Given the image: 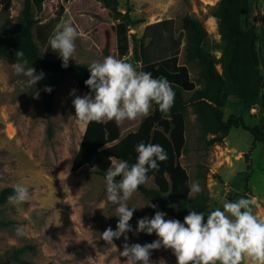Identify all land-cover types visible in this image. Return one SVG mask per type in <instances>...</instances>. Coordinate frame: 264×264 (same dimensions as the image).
Returning <instances> with one entry per match:
<instances>
[{
	"label": "rangeland",
	"instance_id": "374dc122",
	"mask_svg": "<svg viewBox=\"0 0 264 264\" xmlns=\"http://www.w3.org/2000/svg\"><path fill=\"white\" fill-rule=\"evenodd\" d=\"M22 1H13L10 13L13 21L19 17ZM80 1L87 3L84 0H51L44 3L40 14L34 16L41 37L36 38L35 32L34 42L45 59L50 60L44 55L43 39L48 36L44 24L49 23V28L54 31L61 20L69 17L80 35L75 41L76 51L68 64L90 65L102 61L115 49L114 25L117 21L110 11L95 0V11H73V5ZM218 2L119 0L118 9L122 14L129 10L132 20L143 21L130 27L129 33L137 36L144 25L163 19H174L178 34L181 19L189 16L201 23L207 33L204 50L218 58L225 46L217 32L216 20L211 16ZM60 7L63 11L58 18ZM76 17L83 18L81 24L78 25ZM86 18L92 20L93 24L85 28ZM263 19L264 0H249V11L243 18V25L255 29L260 37V45L264 35ZM184 45L182 40L178 63L187 66L191 80L196 81L198 68L185 60ZM129 47V54L124 59L138 68L132 59L131 41ZM17 62L0 58V191L24 182L29 186L30 199L22 204L8 201L0 205V221L6 223L0 228V263L123 264L124 258L119 252L123 250L124 243H151L157 237L155 233L147 235L135 232L139 218L132 224L133 231L126 234L127 241L123 236L113 240L114 248L102 236L109 227L115 230L118 222L115 206L106 200L105 180L86 167L71 171L72 160L86 128V124L75 116L73 100L76 96L89 94L90 89L85 81L90 73L81 77L67 75L59 80L52 100V113L47 118L44 89L51 79L44 75L34 88L25 77L15 73L13 65ZM32 67L40 73L36 67ZM184 97L188 98L189 94ZM262 114L259 95L248 107L241 105L233 96L229 97L223 109L224 120L234 115L241 117L250 127L259 123ZM140 120L138 118L125 131H121L115 121L104 120V129L116 143L128 132H135ZM184 123L185 147L179 163L186 170L190 184L199 181L202 187L201 193H190L188 198L205 200L207 216L217 207L222 209L225 201L257 197L254 209L264 215V144L253 146L248 132L231 129L222 144L206 147L190 107L186 110ZM142 187L154 188L155 185L149 179ZM127 203L140 212L146 211L151 204L139 192ZM147 217L151 218L150 215ZM165 219L170 218L165 216ZM18 229L21 230L20 234ZM22 247L27 250L17 259L14 258L13 251ZM150 259L154 264H176L171 250L164 247L153 250ZM240 264L256 262L245 254Z\"/></svg>",
	"mask_w": 264,
	"mask_h": 264
},
{
	"label": "trees",
	"instance_id": "16d2710c",
	"mask_svg": "<svg viewBox=\"0 0 264 264\" xmlns=\"http://www.w3.org/2000/svg\"><path fill=\"white\" fill-rule=\"evenodd\" d=\"M13 1L0 0V58L16 61L27 59L29 65L36 67L51 79L45 88L51 87L52 91H45L44 96L46 117L49 118L59 80L67 75L81 77L88 74L89 65L68 64L66 68L62 66L58 52H54L48 46V39L53 33L48 26L49 23L44 24L48 36L43 39V43L44 55L50 60L45 59L40 53L34 42L35 32L36 38H41L34 16L40 14L44 3L51 0H23L16 21H13L10 15ZM84 1L87 3L80 1L73 5V11H95L93 0ZM95 1L109 10L117 21L114 25L115 49L111 55L119 58L128 56L131 41L132 59L138 65V69L151 72L154 78L166 77L174 88L175 101L167 115L157 106H153L150 114L141 118L137 130L128 132L116 143H113L106 134L104 120L88 123L72 160L71 171L86 167L93 169L104 179L106 170L111 166L110 157L115 156L133 164L137 157L135 149L140 142L160 144L167 152L168 158L158 162V171L151 170L148 173L155 187L140 186L137 191L155 208L150 207L143 212L134 211L129 223L132 225L143 216L152 217L157 210L164 212L170 219L181 222L191 210L204 212L206 216L205 200L188 198L189 176L179 163V157L185 147L184 121L187 108H192L206 147L222 144L231 129L248 132L252 137L253 146L257 143L264 144V35L263 43L260 45V37L255 29L243 25V18L249 11V0H219L211 12V16L216 20L217 32L225 44L218 58L204 50L207 33L201 23L189 16L181 19L178 34L175 31L174 19H163L144 25L137 36L129 33L130 27L142 24L143 21L132 20L129 10L122 14L118 9L119 0ZM62 11L60 7L58 18ZM76 21L79 25L83 18L76 17ZM84 21L85 28L93 24L89 18ZM182 40L185 43V60L197 65L196 81L191 80L187 66L178 63ZM17 51L24 53L23 58L16 55ZM185 94H189V97L185 98ZM257 95L260 96V107L263 111L257 125L247 126L241 117L234 115L223 119V109L229 97L233 96L241 105L248 107ZM136 121L137 119L126 120L116 124L121 131H125ZM119 179L120 177H117V180ZM12 194L13 188L1 190L0 205L7 203ZM5 225L6 223L0 221V228ZM26 250L25 247L15 249L13 257L17 259Z\"/></svg>",
	"mask_w": 264,
	"mask_h": 264
},
{
	"label": "clouds",
	"instance_id": "9594fccd",
	"mask_svg": "<svg viewBox=\"0 0 264 264\" xmlns=\"http://www.w3.org/2000/svg\"><path fill=\"white\" fill-rule=\"evenodd\" d=\"M79 35L69 17L56 25L48 39V46L58 52L65 68L76 51L75 41ZM16 55L23 58L24 53L17 51ZM13 68L34 88L44 78V73H37L35 68L29 66L27 59H21ZM88 70L90 75L85 85L90 89V94L76 96L73 100L75 116L84 124L103 120L122 123L143 118L150 114L153 106L167 115L174 105L175 91L166 77L154 78L151 72L139 70L124 58L109 55L102 61L91 63ZM44 90L52 91L51 87ZM135 151L137 157L133 164L115 156L110 157L111 166L104 176L106 200L115 206L118 222L115 230L109 227L102 236L114 248V239L123 236L127 241L126 234L133 231L129 221L138 208L130 207L127 202L150 179L149 171H158V162L168 158L160 144L140 142ZM117 177L120 179L117 180ZM189 191L191 194L201 193L200 182L193 181ZM8 199L15 204L28 201L29 186L24 182L16 183ZM257 199L241 197L225 201L222 209L217 207L207 216L204 212L191 210L183 222L165 219L166 214L159 210L151 218H140L135 232L147 235L155 233L157 239L145 244L124 243L123 250L119 252L124 258L123 264H154L150 259L151 253L161 247L171 250L176 264H240L245 254H249L256 264H264V215L254 209ZM17 231L20 234L21 230Z\"/></svg>",
	"mask_w": 264,
	"mask_h": 264
},
{
	"label": "crops",
	"instance_id": "0c3cea01",
	"mask_svg": "<svg viewBox=\"0 0 264 264\" xmlns=\"http://www.w3.org/2000/svg\"><path fill=\"white\" fill-rule=\"evenodd\" d=\"M114 51V50H113ZM87 125V124H86ZM85 131V130H84ZM84 134V133H83Z\"/></svg>",
	"mask_w": 264,
	"mask_h": 264
}]
</instances>
